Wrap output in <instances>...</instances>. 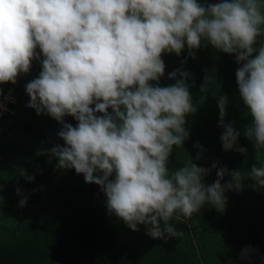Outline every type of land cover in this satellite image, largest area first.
Masks as SVG:
<instances>
[{"label":"clouds","instance_id":"1","mask_svg":"<svg viewBox=\"0 0 264 264\" xmlns=\"http://www.w3.org/2000/svg\"><path fill=\"white\" fill-rule=\"evenodd\" d=\"M209 46L235 56L239 97L251 118L243 134L259 153L264 150V0H0V84L15 85L33 61L40 63L38 76L25 85L26 107L61 125L64 144L49 150L57 167L74 169L85 183L98 185L109 214L132 231L144 225L153 239L182 235L170 221L191 219L205 204L221 211L225 193L242 191L245 180L254 182V190L264 188V166L254 164L244 173L217 169L214 162L217 179L211 184L204 183L211 169L192 159L168 166L173 148L189 139L186 116L197 107L189 72L174 70L168 78L175 83L160 86L163 55L179 57L187 48L195 59V50ZM210 79L205 77L202 91ZM227 103L226 96L217 98L223 150L246 154L235 122L225 123ZM6 110L0 102V111ZM19 174L34 180L24 169ZM226 175L230 179L222 183ZM26 203L21 199L19 206ZM256 251L248 246L241 258Z\"/></svg>","mask_w":264,"mask_h":264},{"label":"trees","instance_id":"2","mask_svg":"<svg viewBox=\"0 0 264 264\" xmlns=\"http://www.w3.org/2000/svg\"><path fill=\"white\" fill-rule=\"evenodd\" d=\"M195 57L188 56L187 48L179 57L175 53L163 55L166 67L160 86L175 83L168 78L174 70L189 72L187 83L197 107L195 114L186 116L190 136L183 146L173 148L169 168H178L190 159L201 167L211 169L217 162V169H241L244 173L254 164L264 166V150L256 153L253 142L243 134L251 118L239 97L235 56L209 46L195 50ZM205 77L211 79L202 91ZM219 96L228 99L225 123L235 122L234 127L241 133L238 144L247 149L246 154L223 150ZM7 118L10 116L3 121ZM65 122L73 126L77 123L72 117H65ZM16 127L49 154L50 149L64 144L58 137L61 125L50 116L46 120L30 118ZM196 144L206 151L195 148ZM17 147L18 172L24 169L34 180L29 182L21 176L18 180L28 194L23 218H15V226L6 230L9 239L3 248L12 252L11 264H264V188L254 190L250 179L243 182L242 191L225 193L228 199L221 211L205 204L191 219L170 221L182 235L153 239L144 225L132 231L109 214L104 193L98 185L85 183L83 174L58 168V160L51 154V158H44ZM198 153L201 159L196 160ZM217 169H211L204 183L217 179ZM229 179L226 175L222 183ZM248 246L257 251L242 259L241 252Z\"/></svg>","mask_w":264,"mask_h":264},{"label":"rangeland","instance_id":"3","mask_svg":"<svg viewBox=\"0 0 264 264\" xmlns=\"http://www.w3.org/2000/svg\"><path fill=\"white\" fill-rule=\"evenodd\" d=\"M199 2H204V0H199ZM207 2L215 3L219 0H207ZM40 71V63L33 61L30 71L21 75L16 92L15 117L10 116L0 126V264H11L14 261L12 252H7L6 247L3 248L9 239L6 230L10 226H15V218H23L24 213L22 207L19 206V201L28 194V189L18 184L20 174L15 162H17L20 149L17 146L27 148L38 156L51 158L47 151L16 127L21 121L30 118L32 120L37 117L43 120L47 118V115H37L34 109L26 107L30 97L25 91V85L37 77ZM0 89H4L3 84H0ZM18 102L22 103L18 104ZM17 188L20 189L19 195Z\"/></svg>","mask_w":264,"mask_h":264},{"label":"built area","instance_id":"4","mask_svg":"<svg viewBox=\"0 0 264 264\" xmlns=\"http://www.w3.org/2000/svg\"><path fill=\"white\" fill-rule=\"evenodd\" d=\"M21 75L17 78V83L15 85L11 84L10 82L7 83L3 91V95L0 96V102H2L4 107L7 109L6 111H0V126L5 117L14 115V106L16 104V89L20 84V78L22 77Z\"/></svg>","mask_w":264,"mask_h":264}]
</instances>
